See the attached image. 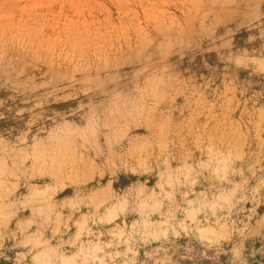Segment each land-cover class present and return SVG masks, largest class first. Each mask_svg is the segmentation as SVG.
I'll return each mask as SVG.
<instances>
[{
    "label": "rangeland",
    "instance_id": "374dc122",
    "mask_svg": "<svg viewBox=\"0 0 264 264\" xmlns=\"http://www.w3.org/2000/svg\"><path fill=\"white\" fill-rule=\"evenodd\" d=\"M0 65V264H264V0H0Z\"/></svg>",
    "mask_w": 264,
    "mask_h": 264
},
{
    "label": "bare ground",
    "instance_id": "6f19581e",
    "mask_svg": "<svg viewBox=\"0 0 264 264\" xmlns=\"http://www.w3.org/2000/svg\"><path fill=\"white\" fill-rule=\"evenodd\" d=\"M223 3V2H222ZM7 63V62H6ZM5 64V63H4ZM1 66V65H0ZM4 68V67H3ZM7 70V69H6ZM9 70V69H8ZM10 71V70H9ZM3 72H4V70H3ZM16 89V88H15ZM132 102V101H131ZM122 103V102H121ZM75 128V127H74ZM87 131V130H86ZM61 138V137H60ZM58 146V145H57ZM67 149V148H66ZM56 156V155H55Z\"/></svg>",
    "mask_w": 264,
    "mask_h": 264
}]
</instances>
